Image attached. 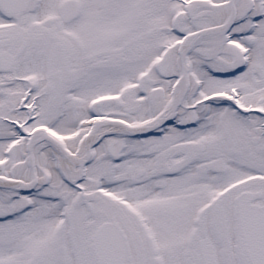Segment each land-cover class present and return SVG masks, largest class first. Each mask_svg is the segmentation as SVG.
I'll list each match as a JSON object with an SVG mask.
<instances>
[{
	"label": "snow or ice",
	"instance_id": "obj_1",
	"mask_svg": "<svg viewBox=\"0 0 264 264\" xmlns=\"http://www.w3.org/2000/svg\"><path fill=\"white\" fill-rule=\"evenodd\" d=\"M0 264H264V0H0Z\"/></svg>",
	"mask_w": 264,
	"mask_h": 264
}]
</instances>
